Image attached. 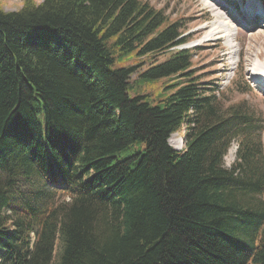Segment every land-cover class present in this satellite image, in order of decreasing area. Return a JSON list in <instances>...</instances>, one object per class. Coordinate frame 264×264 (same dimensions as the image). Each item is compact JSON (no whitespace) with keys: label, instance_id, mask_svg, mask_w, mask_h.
Masks as SVG:
<instances>
[{"label":"trees","instance_id":"obj_1","mask_svg":"<svg viewBox=\"0 0 264 264\" xmlns=\"http://www.w3.org/2000/svg\"><path fill=\"white\" fill-rule=\"evenodd\" d=\"M179 19L143 0L0 5V264H264V113L204 87ZM133 74L156 105L128 95Z\"/></svg>","mask_w":264,"mask_h":264},{"label":"rangeland","instance_id":"obj_2","mask_svg":"<svg viewBox=\"0 0 264 264\" xmlns=\"http://www.w3.org/2000/svg\"><path fill=\"white\" fill-rule=\"evenodd\" d=\"M40 1L36 0V2ZM143 1H146L155 9L163 10L165 15L171 20L180 18L179 21L186 31L184 34H186L187 42L178 47L198 48L193 55V60L196 63V73L200 75L201 81L210 83L204 87L218 88L219 98L225 105L246 99L248 106L258 107L264 113V88L261 87L262 84L255 81V79L264 81V25H261L264 23V18L260 15L259 18H262V20L248 19L249 15L245 11L247 7L245 3H248V0L228 1L229 17L233 25L237 26V32L234 30L235 34L231 39H226L225 37L209 38V25L212 24L214 18L209 14V11L203 10L204 8L199 5L198 0ZM235 1L238 3H236L237 9L234 11L230 2ZM252 1L256 3L261 1L264 5V0ZM0 5L6 11L18 10L22 6V0H0ZM219 5L222 4L219 3ZM249 9L250 7H248ZM255 11L259 14L257 9ZM237 43H239V46ZM230 45L234 47L230 49ZM239 48L240 54H238ZM231 50L235 51V53H231ZM137 61L135 55H126L116 59L114 68L134 65ZM254 66H258L262 73L261 76L252 77L251 71ZM135 76L136 74H133L129 79L128 95L130 97L143 96L151 105H156L157 100L161 97L159 94L160 90L155 88L149 81H135ZM262 137L264 140V132ZM170 139L169 143L171 142L170 145L172 147L182 149L184 147L183 129L173 133ZM230 148H234L233 153H230L232 152L229 151ZM230 148L224 157V165L226 167H230L235 159L236 143H232ZM143 149V143L136 142L127 150L119 152L117 156L122 159L136 152H143Z\"/></svg>","mask_w":264,"mask_h":264},{"label":"bare ground","instance_id":"obj_3","mask_svg":"<svg viewBox=\"0 0 264 264\" xmlns=\"http://www.w3.org/2000/svg\"><path fill=\"white\" fill-rule=\"evenodd\" d=\"M215 1L214 0H210V1L209 0H198L199 5L202 8H204L203 10L209 11V14H211L214 18V21L212 22V24L209 25V27H210V29L208 30L209 35H210L209 38H211V37H215V38L225 37L226 39H229V38L231 39V37H233V35L235 34L234 30H236V32H237V26L233 25V22H232L231 18L229 17L230 16V11L228 8V5H229L228 1L229 0H215ZM218 2L222 5H219ZM248 5L250 7L248 19H252V18L259 19L260 14H257L255 11V8H256L255 2L252 0H249ZM263 7H264L263 5L260 6L261 9ZM226 11L228 12V14ZM261 25H264V23H262ZM237 45L239 46V43H237ZM233 47L234 46L230 45V49H232ZM232 52L235 53V51L231 50V53ZM240 52L241 51L239 48L238 54H240ZM255 69H257V71H258L259 70L258 66H255ZM255 69H252V71H251L252 74H253V72H255ZM258 81H260V80H258ZM261 87L264 88V81H263V84L261 85ZM170 141H171V139H170ZM229 151H232L230 153H233L234 148H232V149L230 148Z\"/></svg>","mask_w":264,"mask_h":264}]
</instances>
